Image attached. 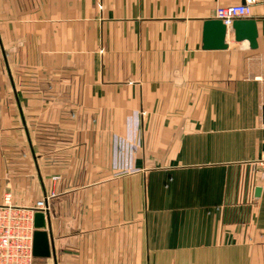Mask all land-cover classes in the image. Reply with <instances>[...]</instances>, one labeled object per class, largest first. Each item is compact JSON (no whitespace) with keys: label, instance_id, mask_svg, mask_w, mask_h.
I'll list each match as a JSON object with an SVG mask.
<instances>
[{"label":"crops","instance_id":"crops-1","mask_svg":"<svg viewBox=\"0 0 264 264\" xmlns=\"http://www.w3.org/2000/svg\"><path fill=\"white\" fill-rule=\"evenodd\" d=\"M241 1L0 0V202L53 195L33 264H264V0L255 47H203Z\"/></svg>","mask_w":264,"mask_h":264},{"label":"built area","instance_id":"built-area-1","mask_svg":"<svg viewBox=\"0 0 264 264\" xmlns=\"http://www.w3.org/2000/svg\"><path fill=\"white\" fill-rule=\"evenodd\" d=\"M258 1L242 0L236 4L218 6L215 17L230 27L235 19L248 18L252 5ZM256 164L259 169L255 170V178L264 182V159L256 161ZM51 196L52 192L30 206H18L12 202L10 193L3 194L0 202V264H33V215L36 211L47 213V201Z\"/></svg>","mask_w":264,"mask_h":264},{"label":"water","instance_id":"water-1","mask_svg":"<svg viewBox=\"0 0 264 264\" xmlns=\"http://www.w3.org/2000/svg\"><path fill=\"white\" fill-rule=\"evenodd\" d=\"M234 39L248 40L250 47L256 46V22L253 18H240L232 22ZM226 26L220 19H210L204 22L203 47L212 49H224ZM260 187H256L255 194L258 196ZM33 240L32 254L35 258H45L51 255L50 237L47 230V213L36 211L33 215Z\"/></svg>","mask_w":264,"mask_h":264},{"label":"rangeland","instance_id":"rangeland-1","mask_svg":"<svg viewBox=\"0 0 264 264\" xmlns=\"http://www.w3.org/2000/svg\"><path fill=\"white\" fill-rule=\"evenodd\" d=\"M40 260H35L34 264H40Z\"/></svg>","mask_w":264,"mask_h":264}]
</instances>
